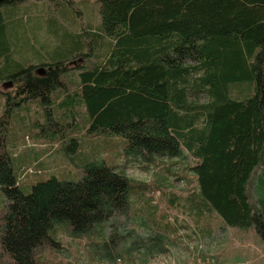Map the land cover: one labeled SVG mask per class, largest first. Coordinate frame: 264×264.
Segmentation results:
<instances>
[{"label":"trees","instance_id":"trees-1","mask_svg":"<svg viewBox=\"0 0 264 264\" xmlns=\"http://www.w3.org/2000/svg\"><path fill=\"white\" fill-rule=\"evenodd\" d=\"M25 1L0 3V84L14 87L16 103L40 99L48 109L44 130L60 131L69 150L78 144L70 133L83 108L89 133L125 137V157L123 164L89 161L78 166L76 178L64 179L43 168L46 153L34 161V172L27 150L13 155L7 149L8 108L15 101H6L0 120V189L6 197L0 264H44L36 258L38 247L55 244L58 229L90 235L115 212H126L137 186L124 171L130 158L192 159L187 169L198 187L194 207L215 212L228 226L253 227L264 240V0H97L100 23L94 28L77 33L55 15L48 18L51 31L63 35L58 45L30 24L47 54L22 66L12 58L10 36L16 33L25 44L26 25L16 12ZM72 68L76 79L69 84L63 79ZM57 90L64 97L52 117ZM201 96L206 102L196 103ZM24 166L47 177L24 182ZM98 231L92 251L120 260L117 233L104 235L101 226ZM161 231L150 227L142 245L133 239L124 252H167L166 241L173 242Z\"/></svg>","mask_w":264,"mask_h":264},{"label":"rangeland","instance_id":"rangeland-1","mask_svg":"<svg viewBox=\"0 0 264 264\" xmlns=\"http://www.w3.org/2000/svg\"><path fill=\"white\" fill-rule=\"evenodd\" d=\"M30 1L21 3L16 10L26 25L25 44L21 43L16 33L10 36L12 58L22 66L40 62L47 54V46L39 48V44L44 41L36 40L30 24L39 27L40 36L45 34L49 41L58 45L63 35L51 31L48 18L53 15L63 22L68 31L75 28L77 33L81 32L82 27L86 30L88 26L94 28L100 23L97 0H59L58 4L50 0ZM39 70L37 68L35 72L40 74ZM195 76L193 74L192 79ZM75 79L72 68L63 80L70 84ZM14 92V87L9 83L0 84V120L7 111L8 101H15V105L11 103L8 108L7 149L13 155L27 150L32 161L28 167L35 169L34 172H38L34 161L46 153L48 155L41 161L43 168H47L48 174L64 179L76 178L78 166L95 159L124 163L125 137L109 133H89L83 108L76 111L73 132L70 133L78 141L72 151L63 146H68L70 141H59L60 131L54 129L51 132L52 126L44 130V124L49 121L46 113L48 109L45 111L41 108L43 103L40 99V103L34 100L16 103L20 97L12 99ZM61 96L64 97L59 90L55 91L53 102L49 105L52 117L57 116L58 108L62 106L56 104L57 100L62 99ZM203 102H206L205 96H201L196 103ZM44 106L47 107L45 104ZM52 146L57 151V157L51 150ZM70 147L73 148L72 145ZM192 162V159L181 161L163 157H156L153 161H145L143 158L128 159L124 164V171L137 186L130 194L127 211L115 212L102 223L103 226H94L90 235H73L67 228L58 229L55 234L56 243L39 246L36 258L44 264H264V240L253 227L243 229L228 226L215 212H201L194 207L198 199L195 200L193 195H196L198 187L194 174L187 169ZM23 168L20 175H23L24 182H36L47 177L45 174L31 173L25 166ZM5 205L6 197L0 189V227ZM140 222L144 223L142 227L138 226ZM145 225L163 229L168 234L167 240L171 239L173 244L166 241L167 252L154 250L145 256L139 248L129 253L124 252L133 239H137L139 245L143 244V237L149 231ZM99 226L103 227L104 235L113 231L117 233L114 247L122 255L120 260L111 262L100 253L92 251L93 241L100 240ZM131 253V259H127V254ZM139 255L144 261H140Z\"/></svg>","mask_w":264,"mask_h":264},{"label":"water","instance_id":"water-1","mask_svg":"<svg viewBox=\"0 0 264 264\" xmlns=\"http://www.w3.org/2000/svg\"><path fill=\"white\" fill-rule=\"evenodd\" d=\"M4 1H7V0H0V3H3Z\"/></svg>","mask_w":264,"mask_h":264}]
</instances>
